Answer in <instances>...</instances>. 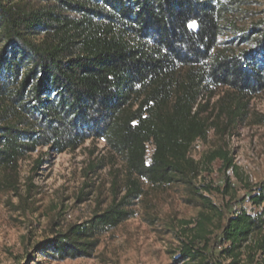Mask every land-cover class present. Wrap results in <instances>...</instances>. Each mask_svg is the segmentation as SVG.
Segmentation results:
<instances>
[{
  "label": "trees",
  "instance_id": "obj_1",
  "mask_svg": "<svg viewBox=\"0 0 264 264\" xmlns=\"http://www.w3.org/2000/svg\"><path fill=\"white\" fill-rule=\"evenodd\" d=\"M231 4L0 0V191H17L18 163L38 148L59 154L100 139L124 166L104 208L56 224L35 254L92 258L101 237L132 218L149 189H173L197 211L180 223V234H190L187 242L179 237L178 261L210 264L215 221L225 245L221 256L237 264L244 250L250 258L264 255V181L249 189L252 209L225 213L214 197L227 193L228 179L223 189L199 181L201 163L191 156L211 131L222 135L246 119L250 96L264 92V17L241 29ZM228 33V46L221 47L219 37ZM216 88L227 90L214 105L200 102ZM204 160L235 168L222 145ZM149 210L151 223L157 215ZM30 258L15 264L40 263Z\"/></svg>",
  "mask_w": 264,
  "mask_h": 264
},
{
  "label": "rangeland",
  "instance_id": "obj_2",
  "mask_svg": "<svg viewBox=\"0 0 264 264\" xmlns=\"http://www.w3.org/2000/svg\"><path fill=\"white\" fill-rule=\"evenodd\" d=\"M232 19L237 27L247 30L264 17V0H230ZM227 33V32H225ZM231 34L219 37L221 47H227ZM227 89L216 88L214 95L204 94L201 103L209 106ZM264 92L250 96L248 115L237 120L222 135L210 132L205 141H197L191 156L201 163L198 180L223 189L214 201L225 213L230 209H252L249 189L264 181ZM222 145L228 150L235 168L222 170L219 160L206 164L204 156ZM40 160L36 167V161ZM123 160L100 139H88L74 150L59 154L38 148L19 161L17 191H0V264L24 263L34 256L39 264H202L176 259L181 239V221H192L197 211L186 205L173 189H149L144 203H139L135 215L117 229L104 234L92 258L53 260L35 254L37 242L48 236L56 224L80 222L90 217L96 208H104L112 195V183L123 177ZM148 204L151 209H148ZM229 206V207H228ZM157 215L148 222L147 213ZM215 221L206 249L210 264H233L231 258L220 255L221 230ZM194 224H189L192 228ZM171 227V228H170ZM168 229L178 231V236ZM249 239L245 245H250ZM203 243H196L202 248ZM252 259V260H251ZM30 264H33L30 262ZM237 264H264V255L252 258L243 251Z\"/></svg>",
  "mask_w": 264,
  "mask_h": 264
},
{
  "label": "built area",
  "instance_id": "obj_3",
  "mask_svg": "<svg viewBox=\"0 0 264 264\" xmlns=\"http://www.w3.org/2000/svg\"><path fill=\"white\" fill-rule=\"evenodd\" d=\"M260 209V208H259Z\"/></svg>",
  "mask_w": 264,
  "mask_h": 264
}]
</instances>
